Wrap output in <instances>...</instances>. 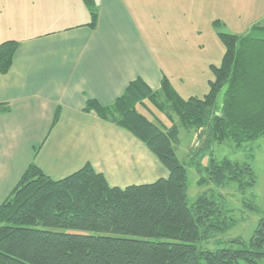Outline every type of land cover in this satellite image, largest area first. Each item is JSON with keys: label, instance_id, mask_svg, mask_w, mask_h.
Instances as JSON below:
<instances>
[{"label": "trees", "instance_id": "16d2710c", "mask_svg": "<svg viewBox=\"0 0 264 264\" xmlns=\"http://www.w3.org/2000/svg\"><path fill=\"white\" fill-rule=\"evenodd\" d=\"M86 3L94 28L98 14L93 0ZM219 37L225 54L211 67L215 79L203 98L183 99L167 78L158 91L137 79L110 106L86 104L85 112L142 141L169 177L122 189L90 164L60 180L31 164L0 206V264H264V222L249 244L236 239L216 250L205 247L236 221L214 194L189 199L186 162L175 152L181 129L197 135L201 150L227 140L239 148L264 137V25L250 35ZM18 48L14 41L0 45L1 74L11 70ZM7 111L0 106V115ZM207 174L200 184L255 185L249 165L227 159L212 158Z\"/></svg>", "mask_w": 264, "mask_h": 264}, {"label": "crops", "instance_id": "0c3cea01", "mask_svg": "<svg viewBox=\"0 0 264 264\" xmlns=\"http://www.w3.org/2000/svg\"><path fill=\"white\" fill-rule=\"evenodd\" d=\"M164 1L174 0H93L92 28L86 0H0V45L19 44L0 73V206L31 164L54 180L90 164L122 189L169 177L133 134L84 111L89 100L112 105L137 79L158 91L167 78L180 94L157 56L165 20L143 15L144 3Z\"/></svg>", "mask_w": 264, "mask_h": 264}, {"label": "rangeland", "instance_id": "374dc122", "mask_svg": "<svg viewBox=\"0 0 264 264\" xmlns=\"http://www.w3.org/2000/svg\"><path fill=\"white\" fill-rule=\"evenodd\" d=\"M144 4L146 11L143 15H156L165 20L161 23L164 24L161 35L164 49L158 51L157 56L169 63L164 68L185 100L203 98L208 94L209 83L215 79L211 67L221 64L225 52L220 32L245 36L252 33L253 26L264 25V0H174ZM177 16L181 17L178 27ZM170 18L173 23L167 24ZM256 35L261 37L260 33ZM224 95L225 90L219 95L218 105L222 104ZM151 109L155 110L153 106ZM154 113L163 124L171 126L172 122L164 114L156 110ZM201 144L194 132L181 129L180 143L175 152L180 160L186 162L189 199L195 201L204 194H214L236 221L234 226L205 247L216 250L236 239L249 244L261 222H264V137L239 148L228 140L222 144L216 142L211 148L203 150ZM212 158L216 162L227 159L240 166L249 165L255 185L241 189L237 181L222 186L200 184L203 177H208L207 168Z\"/></svg>", "mask_w": 264, "mask_h": 264}]
</instances>
